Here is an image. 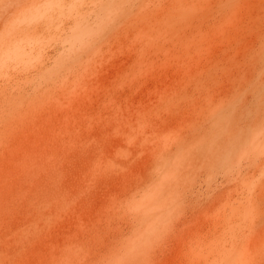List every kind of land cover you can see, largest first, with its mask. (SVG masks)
I'll return each instance as SVG.
<instances>
[{"label": "rangeland", "instance_id": "374dc122", "mask_svg": "<svg viewBox=\"0 0 264 264\" xmlns=\"http://www.w3.org/2000/svg\"><path fill=\"white\" fill-rule=\"evenodd\" d=\"M262 182L264 0H0V264H264Z\"/></svg>", "mask_w": 264, "mask_h": 264}, {"label": "bare ground", "instance_id": "6f19581e", "mask_svg": "<svg viewBox=\"0 0 264 264\" xmlns=\"http://www.w3.org/2000/svg\"><path fill=\"white\" fill-rule=\"evenodd\" d=\"M123 1H126V0H123ZM237 136H238V135H237ZM226 139H228V138H226ZM226 139H225V137H224V140H226ZM230 142H232V141H230ZM233 142H234V141H233ZM226 145H227V144H226ZM226 145L220 147V153H219V154L222 153L221 156H223V157H224V156H225V157L228 156L229 158H233L234 160L231 159V160H233V161H235V160H237L238 162H239V161H242L243 158H244V156L242 157V155H245L246 152L249 153V151H250V150H249V151H245V153L242 154L244 149L241 150V147H240V148H237L238 150L235 151V150H233V149H231V148H228ZM243 146H244V145H242V147H243ZM217 148H218V147H217ZM235 148H236V147H235ZM200 150H201V149H200ZM232 150H233L234 152H231ZM246 150H247V149H246ZM210 153H211V152H210ZM224 153H226V154H224ZM212 154H213V153H212ZM219 154H218V155H219ZM257 154H258V153H257ZM254 155H255V154H254ZM205 156H206V155H205ZM228 157H227V158H228ZM247 157H248V156H247ZM247 157H246V158H247ZM201 158H202V157H201ZM203 158H204V157H203ZM205 158H206V157H205ZM205 158H204V159H205ZM215 158H216V157H215ZM219 158H220V156H219ZM229 158H228V159H229ZM218 160H219V159H217V161H218ZM229 160H230V159H229ZM246 160H248V158H247ZM254 160H255V159H254ZM203 161H204V160H202V163H203ZM214 161H216V160H214ZM204 162H205V161H204ZM252 163H253V162H252ZM255 163H256V162H255ZM200 164H201V163H200ZM217 164H220V163H217ZM247 164L249 165L250 163L247 162ZM203 165H204V164H201V165H200V171H202L201 169H203V168H201V166H203ZM254 165H255V164H254ZM256 165H258V164H256ZM217 166H219V165H217ZM246 166H247V165H246ZM219 167H220V166H219ZM257 167H258V166H257ZM257 167H256V168H257ZM205 168H206V165H205ZM221 168H222V167H221ZM223 168H225V167H223ZM226 169H227V168H226ZM224 171H225V170H224ZM203 172L206 173V171H203ZM201 174H202V173H201ZM237 177H238V176H237ZM239 178H240V176H239ZM239 178H238V179H239ZM243 178H244V176H243ZM243 178H242V179H243ZM235 179H236V178H235ZM235 179H234V180H235ZM243 180H244V179H243ZM242 183H243V181H242ZM260 184H261V183H260ZM260 184H258V185H260ZM262 184L264 185L263 182H262ZM263 185H262V187H264ZM239 186H240V185H239ZM262 187H261V190H259L260 188L258 189V188L255 187V188L258 189L259 191H258V193H257L256 191L254 192V193H257L256 195H258V196H255L254 199L256 198L258 201H259L258 198L262 196V195L259 196V192L262 191ZM254 190H255V189H254ZM254 190L252 189V191H254ZM263 192H264V190H263ZM252 195H253V193H252ZM254 195H255V194H254ZM251 197H253V196H251ZM263 198H264V197H263ZM263 198H261V199H260V202H259V203H262V205H263V203H264ZM252 200H253V198H252ZM261 200H262V201H261ZM255 201H256V200H255ZM252 202H253V201H252ZM259 203H257V204L260 206ZM258 205H255V206L258 207ZM262 205H261V206H262ZM262 207H263V206H262Z\"/></svg>", "mask_w": 264, "mask_h": 264}]
</instances>
